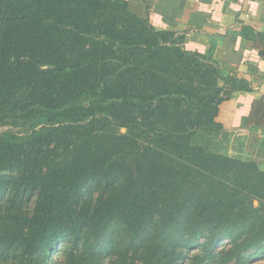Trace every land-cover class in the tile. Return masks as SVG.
<instances>
[{"label":"trees","instance_id":"trees-1","mask_svg":"<svg viewBox=\"0 0 264 264\" xmlns=\"http://www.w3.org/2000/svg\"><path fill=\"white\" fill-rule=\"evenodd\" d=\"M181 45L124 0H0V264L264 250V172L221 147L230 92Z\"/></svg>","mask_w":264,"mask_h":264},{"label":"crops","instance_id":"crops-1","mask_svg":"<svg viewBox=\"0 0 264 264\" xmlns=\"http://www.w3.org/2000/svg\"><path fill=\"white\" fill-rule=\"evenodd\" d=\"M156 31L182 38V49L206 58L230 95L215 119L228 156L264 172V0H124ZM233 82V84H232ZM237 84L238 90H231Z\"/></svg>","mask_w":264,"mask_h":264},{"label":"rangeland","instance_id":"rangeland-1","mask_svg":"<svg viewBox=\"0 0 264 264\" xmlns=\"http://www.w3.org/2000/svg\"><path fill=\"white\" fill-rule=\"evenodd\" d=\"M13 130L12 127L10 126H7V127H2L0 128V134L4 133V132H7V131H11ZM14 130H18V129H14ZM221 147H223V144L221 145ZM4 195H0V202L4 199ZM255 204H257V202H255ZM33 205V200H31L29 203H28V206H31L32 207ZM201 242H203V240H201ZM230 246V243L228 240H222L221 242L218 243L217 245V250H221V248H228ZM58 250V248L56 249V251ZM256 249L253 250V251H250V252H247L243 255L245 261L248 260L254 253H255ZM60 253H56V254H52V255H49V257H52L53 259H57L59 257ZM246 264H264V250H262L261 252L257 253L256 254V257L251 260V261H246Z\"/></svg>","mask_w":264,"mask_h":264}]
</instances>
